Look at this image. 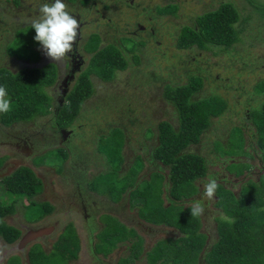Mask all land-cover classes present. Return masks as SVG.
Here are the masks:
<instances>
[{
  "label": "rangeland",
  "instance_id": "374dc122",
  "mask_svg": "<svg viewBox=\"0 0 264 264\" xmlns=\"http://www.w3.org/2000/svg\"><path fill=\"white\" fill-rule=\"evenodd\" d=\"M71 1L73 0H63V2L67 5V11L72 15L75 13L76 15L77 13H80L78 18L89 21V23H87L84 27H81L82 38L86 39V41H84L82 44V48L78 46V51L83 55L85 62L82 65V69H84V71L81 73L77 72L75 74V87L77 86L78 81L82 77L83 73H85V70L89 66L88 64L93 56L91 55L92 53H90L93 51L91 50V47L93 44H95L98 36L97 34L91 32H95L96 30H104L106 33L114 32L111 26L104 24L106 21L101 17V13H103L105 17H109L111 22L121 23L135 20L136 23L147 26V22H145L143 18L146 17V15L143 11H141V6L146 7L149 12H153L152 16H154L157 14V9L155 8L157 4L164 5L166 2L179 3V14L181 13L180 16L171 17L164 15L158 18L154 29L155 36L152 38L154 40H148V61L143 63L145 66L140 67V70L135 68V66H131L126 70L118 71V73L116 72L115 74L116 76L110 81H102L91 74L90 78H92L94 90L91 94V97H88L85 103L82 105L80 113L82 112L83 115L81 113L80 118L85 120L83 121L84 123H90L91 125L102 123L103 125H100L99 129L95 128V132H98L95 133V136H98L99 138V133H101V135L104 134L106 136L105 138L111 142L110 147L116 146V139L118 140V138L121 136L124 138L121 126H123L124 129L129 130V133L133 134V136L134 133L138 134L139 131H135V129L138 128L141 130V133L139 134L140 137L137 136L139 137L137 138L139 145L144 142L143 147L147 151L151 150L154 152L157 141L151 140L154 137L152 130L150 128L145 129L144 127L151 125L157 132L156 127L158 122L164 119L170 121L174 127L178 125L177 111L163 96L165 84H184L188 82L190 77L194 76V73L199 72H201V74L204 76H208V78L205 80L206 85L213 82L212 80L214 77H216L214 80L216 84L211 85L210 88L213 89L208 90V94H203L205 91H207L206 87L200 93L195 94L201 95L204 98H209L212 96L221 97L220 99L225 100L226 104L228 105V109L223 114L221 113L218 116V123L213 124L212 127L201 133V135L206 136V138L213 134H217V136L221 138L212 140L211 137H209L206 139L208 145L210 146L212 155L215 156L212 159V163L218 158L227 159L224 163L228 162L225 171H221L220 173V177H222L221 180L218 179V161H216L215 164H211L212 172L215 174V176L213 175L211 177L217 180L219 185L217 192H219L222 188H224L223 190H227V186L231 187L232 177L230 179V176L226 175V172L235 174L236 178L238 179L237 182L241 183L242 190L245 189V195H248L249 197V184H251L252 181L257 182V180H259L258 178L260 173L263 175L261 179L264 180V165L262 160V158L264 159V130L258 129V124L263 117V106L258 108V104L264 100V17L255 19L260 14L259 12L254 11L252 6L246 0H230L233 1L235 5L241 10L243 16H249L250 14V20L248 19L247 22L243 24L244 28L242 31L236 32L238 41L236 42L232 52L225 53L219 52L218 50V52L213 53L209 49H197L195 46L187 49H178L174 37L176 36V33L179 31V28L182 24L185 22L189 24H195L194 17L197 14L216 8L218 0H133L137 6L132 9L128 8L126 5H123L120 0H93L94 4L89 3L88 6L86 5L83 8L78 5L77 0L70 3ZM112 1H117L118 3H112ZM258 1L264 3V0ZM2 2L8 3L9 1L0 0V18L5 16V13L9 11ZM50 2L51 0H22V7L11 10L9 13L12 16V20L8 18V20L4 21L5 24L7 22L9 24V20L14 21V23L21 24L18 26V28L14 26L15 29L17 28V34L15 35L14 40L8 44L9 49H13L17 55L30 58L36 57L35 47L39 42L34 40L35 30L31 28V24L27 21L38 16L39 7L43 3ZM104 4L118 8L113 11H108L104 9ZM78 8L84 10L78 11ZM129 14L133 15L129 16ZM126 15L127 17H125ZM96 22L103 24L100 25V27H96ZM240 22L241 18H239L237 23ZM168 23L170 25H168ZM160 26L162 28H160ZM164 26L167 27L164 28ZM236 26H238V24H236ZM88 34L89 39L87 40ZM100 38L101 40L99 39L97 42H99V47H103L101 45L106 44V42H108V38L104 35ZM86 43L87 45H85ZM48 60L52 59L46 56V61ZM195 65L198 66L196 67ZM52 67H54L56 70L55 64H53ZM143 74L145 76H143ZM218 78H221L225 81L220 82ZM258 79L259 81L257 82ZM227 85H229L231 89H226ZM55 88L56 86L54 85L50 90L48 89L49 100L47 104L53 102L52 97L56 94V91H54ZM110 103H112L111 105H114V108H110L111 114L108 116V107L102 106ZM100 107H102V112L106 113L107 116L101 114ZM51 109H54V107L52 106L50 110ZM125 109L126 115L123 117V121H125V123L120 122L122 121L120 120V117L115 118L114 116H111L117 112L120 114V112ZM224 119H226L228 123L230 122L229 125L226 123V121H223ZM38 120V122L33 121L26 124L25 126L20 125L18 127L19 134L16 135L18 137L15 136L10 138V140L17 141L19 145H22L20 141H25L27 145H32L35 143V137L41 133L43 135L44 130H47V127L50 126V124L56 120V118H54L50 113L49 117L46 119L41 118ZM117 122L119 123L117 124ZM113 125H115V127L112 128ZM107 126H109V128H107ZM222 127L224 129H222ZM239 128H242V130H239ZM143 133L144 137L142 136ZM63 134L69 135V133ZM133 136H130V138L133 139ZM214 136L216 135H213V137ZM225 136L227 138H225ZM140 139L142 142H140ZM145 139L150 141H145ZM56 140H61L58 133L56 134ZM201 141L202 140L200 139V142ZM55 143L56 142H45L41 147V144L37 145L36 149L38 152H31L29 157L33 155V160L35 162H43L44 165L52 166L54 163L58 162L59 158V155L56 153V146H53V144L57 145ZM198 145L199 144L197 143L190 144L188 146V150L192 152H198L201 155L204 154L205 151L202 148L197 149ZM256 157L260 159L259 163L254 162ZM244 158H247L248 160L245 161ZM230 159H233V161L229 162ZM157 162L160 161L157 160ZM141 163L142 161L140 159L136 160V164H134L132 167L126 168L124 173H128L131 169H140L139 165H141ZM110 164H112L111 161ZM215 165L217 166L216 168H214ZM112 166L116 167L117 165L112 164ZM163 167L164 168L162 172L167 174V167L165 165ZM248 168H250L249 171L247 170ZM138 174L139 172L134 175L129 174L130 177L136 176L133 178L134 183H137L138 181ZM57 176L61 180L64 178V174H59ZM115 176L116 174L114 173H101L99 176L95 177L96 179L93 181H91V179L88 180L87 187L90 189L97 188L98 190H102V182L112 183L115 181ZM156 178L157 177L153 179L152 186L154 188H159L161 185L158 184V180ZM195 181L199 183L198 179ZM16 182H18V180ZM3 185V183L0 184V200L3 199L2 204L5 203L4 199H6V196L8 195V192L5 190V188L1 187ZM237 188L238 187H235V190H237ZM253 189L255 190L258 188L253 186ZM53 194L58 197L65 195V193H59V190H56L55 193L53 192ZM188 197L189 196L185 195L184 193L181 195L180 199L184 200L185 198L188 199ZM189 198H194V200L183 202L185 207L191 206L195 201L201 202L204 206L205 210L200 219L202 222L201 230L203 233L207 234L206 244H210L217 238L214 225L218 216H225L224 211L222 208L221 210L218 209V207L215 205L216 202L214 204L216 199L215 196L213 199H208L204 195V187H201V192L198 189L195 194L193 193V197ZM67 199L68 197L66 196V200ZM74 199L75 198H69V202L72 203ZM77 204L78 205L76 208L81 209V204ZM59 205H63L61 211H65V205L61 202H59ZM110 206H113V204ZM90 207L91 203L89 206V211ZM173 207L177 206L174 205ZM97 209L101 211L102 209L107 208L102 203L100 206L94 207L90 212L92 213ZM213 209L219 211H215ZM214 216L217 217L214 219ZM102 219H106V216H104ZM64 221V218H62L59 220V223H63ZM164 235L166 236L168 234ZM134 237L139 239V237L136 235H134ZM133 243L137 244L136 242ZM51 246H53V244H48L47 246L44 245V247H47L46 252L51 250ZM169 250L172 249L169 248ZM15 252L17 253V251ZM132 253L134 256V252ZM23 254L24 253H19L21 260L23 264H28L26 256H23ZM184 254L185 252L181 254L179 260H177V263L183 262L182 260L187 259ZM136 255H139L137 251ZM11 256L12 257L9 261L10 263H20L18 256L15 254H12ZM124 261L126 260H123L122 263ZM162 261L166 262L167 259L165 260L163 258ZM142 262L143 263L141 264H145L144 260ZM166 264L173 263L168 260Z\"/></svg>",
  "mask_w": 264,
  "mask_h": 264
},
{
  "label": "trees",
  "instance_id": "16d2710c",
  "mask_svg": "<svg viewBox=\"0 0 264 264\" xmlns=\"http://www.w3.org/2000/svg\"><path fill=\"white\" fill-rule=\"evenodd\" d=\"M75 1V0H73ZM72 1V2H73ZM80 4L85 5L89 0H77ZM258 0H248L254 11L259 12V17H264V3ZM217 7L204 11L194 17L195 24L185 22L177 31L174 37L178 49H187L195 46L197 49H209L214 52H232L238 41L236 32L242 31L244 27L236 26L237 21L241 18L240 26L247 19L242 16L238 7L230 0H218ZM15 6L22 5L21 1L14 0ZM134 6L137 4L134 2ZM157 14L152 13L146 7L141 6V11L146 15L144 21L147 26L141 32L143 36L137 35L136 38L122 36L119 43L108 41L99 47L97 42L100 37L97 34L95 44L92 45V58L89 66L79 79L77 86L71 89L66 95L65 102L60 106L56 114V123L61 127L72 128L82 105L88 97L93 93V81L91 74L102 81H110L116 75V72L125 70L135 66H145L143 63L148 61V40H154L155 24L158 18L167 15L178 17L180 5L177 2H166L164 5L157 4L155 6ZM257 21V20H256ZM132 22V21H131ZM167 23V22H166ZM140 24V23H139ZM168 25H170L168 23ZM167 26H164V28ZM160 28H162L160 26ZM101 40V39H100ZM53 63L47 64L42 70H30L29 73L23 72L13 74L10 72H0V86L6 88L9 98L12 101V110L2 115L5 123L18 120L30 119L35 113L51 112L52 104H47L49 94L45 87L52 86L56 81V70L52 67ZM196 67L198 65H195ZM143 69V68H142ZM50 70V71H49ZM188 82L179 85L165 84L163 96L174 109L177 111L178 125L173 124L164 119L157 124L158 138L154 149L155 158L163 165L169 168V181L171 184V195L180 197L182 194L191 195L197 191L194 185L195 180L206 175V159L197 152L188 150L190 144H196L203 139L201 133L218 123V116L228 109V105L221 97L212 96L204 98L200 93L205 87L208 90L214 81L206 85L205 80L208 76L194 73ZM143 76H145L143 74ZM220 82H224L218 78ZM259 79L257 80V82ZM227 82V81H226ZM230 83V82H229ZM229 85L226 86L228 89ZM214 93V92H213ZM194 94V95H193ZM199 97V98H197ZM109 103V102H108ZM105 104L102 107L114 108V105ZM116 106V105H115ZM262 108V120L258 124V129L264 130V100L258 104V108ZM100 111L102 115L106 113ZM261 110V111H262ZM260 113V112H259ZM226 123L229 125L226 119ZM223 125V124H222ZM235 125V124H234ZM233 125V126H234ZM242 127V126H241ZM109 128V126H108ZM243 128V127H242ZM239 128V130H242ZM222 129H224L222 127ZM208 132V131H207ZM245 137V135H244ZM206 138V136H205ZM220 138V137H218ZM217 138V139H218ZM221 139V138H220ZM107 139H102L105 142ZM247 168V167H246ZM137 169H131L130 173L123 178L118 175L115 181L102 182V190L109 191L114 199L124 192L127 187H133L131 196H138L140 193L148 191L149 196L153 195V179L157 177L158 184L161 185L162 175L158 172L153 173L151 181L147 182L145 189L134 186L133 178L129 174H136ZM33 172L27 167L19 168L14 179L8 184V189L18 191L21 194L29 195L31 193L28 179L33 182ZM134 177V176H133ZM18 180V182H16ZM250 181V179H249ZM264 180L260 178V183L252 182L249 184V197L245 195L243 189L238 195L221 189L217 192L218 200L216 206L222 208L225 216L217 217V238L210 244H206V234L199 231L200 218L191 217L190 206L184 208L173 207L172 204L164 209L159 204L152 206V213L155 220H165L166 217L179 219L175 221V225L184 234L182 240H165L162 244H157L150 251L151 264H156L158 260H165L172 255L173 264H264ZM253 186L258 189H253ZM135 187V188H134ZM7 189V190H8ZM161 187H157L156 191L160 192ZM150 200V199H149ZM173 207V208H172ZM52 209V206L49 207ZM174 209V210H173ZM9 207H4L0 202V235L7 242H12L18 237V231L15 228L5 225L1 220V216L9 211ZM173 210V211H172ZM215 219V218H214ZM168 220V219H167ZM112 227L107 230L111 237L116 235L118 239L126 238L127 230L122 224L117 225L113 222ZM120 226V227H119ZM61 237H74V229L72 224H68L65 232ZM180 243V244H179ZM60 247V246H59ZM58 245L53 246L50 253H46L40 246L31 248L28 260L30 264H62L65 260L70 259L72 254L62 255ZM134 251L139 252L137 244H132ZM171 248L172 250H169ZM187 257L183 262L177 263L182 253ZM64 254V253H63ZM67 257V258H65ZM72 257V256H71ZM20 264V263H17ZM123 264V263H122ZM162 264H166L163 261Z\"/></svg>",
  "mask_w": 264,
  "mask_h": 264
},
{
  "label": "crops",
  "instance_id": "0c3cea01",
  "mask_svg": "<svg viewBox=\"0 0 264 264\" xmlns=\"http://www.w3.org/2000/svg\"><path fill=\"white\" fill-rule=\"evenodd\" d=\"M8 1V3H2L5 4V7L9 11L5 13V16H3L4 18H0V72H10L13 74H18L20 72L29 73L30 70L34 69L42 70L47 64H55L53 60L46 61V55L39 43L36 44L35 47V58L17 55L13 49H9L8 44L14 40L17 34V28L21 25L19 23H14V21H10L12 20V16L9 13L11 10L22 7V5L15 6L14 0ZM20 1L22 3V0ZM8 18L10 19L9 24L8 22L5 24L4 21L8 20ZM14 26L17 28L15 29ZM55 72L56 81L52 86L45 87L48 94V89L50 90L61 76V72L58 68H56ZM52 100L54 101L55 99L52 97ZM123 111L120 112V114L117 112L111 116L115 118L120 117V120H122L120 122L125 123L123 117L126 115V109ZM50 113L54 118L56 117L53 110ZM50 113H35L30 119L12 121L9 123L3 122L2 115L4 113H0V184L3 183L4 187H1L5 188L8 192L4 202L10 208L9 214L3 216V222L5 225L15 228L18 231V238H21V236L24 237L28 233L42 232V234L25 241V245L22 247L23 250L15 248L17 253L14 249L11 250V247H14L13 244H20L21 241L17 239L13 242H7L0 237V264H13L9 262L12 254L18 256L20 264H23L19 253H24L23 256H26L28 264H30L28 255L31 248L40 246L46 252L47 247H44V245L47 246L48 244L60 246L58 251H60L62 255L72 254V257L67 256L70 257V259H67V262L64 260L62 264H122L123 260H126L123 264H141L143 260L145 264H151L150 251L155 245L162 244L163 241L171 239L175 241L180 240L181 243V238L184 234L173 225V223L175 224V221H179V219L172 218L170 221V218L166 217L165 220H155L152 213V206H154V204H159L162 208L166 209L172 204V206L175 205L186 208L189 206L185 207L183 202L194 200V198H189L193 197V194L187 195L189 196L188 199L185 198L184 200L180 199L181 196L176 198L171 195V184L168 181L169 168L166 166L168 173L164 174L162 172L164 165L157 162L154 152L151 150L147 151L143 147L144 142H142L141 139L140 142H142V144L139 145L137 138L140 137V129L136 128L135 131L139 132L138 134L134 133L133 136V134L129 133V130L121 126L124 138L121 136L118 140L116 139V146L110 147L111 142L107 138V141L101 142V140L106 137L104 134L101 135V133H99V138L95 136V133H98L95 132V128L99 129L100 125L103 124L98 123L91 125L90 123H84L83 121L85 120L80 118L82 112H79L72 125V127H76L74 132H72V128L68 129L67 127H61L57 123L55 125L56 120H54L50 126L47 127V130L44 128L46 131L44 130L43 135L42 133H38L39 135L35 137V143L32 145H27L25 141L20 140L22 145H19L17 141L10 140V138L19 134L18 127L20 125L25 126L33 121L38 122V119H46L49 117ZM110 114L111 112H109L108 116H110ZM118 123L119 122H117V124ZM113 127H115V125H113L112 128ZM144 128H150L154 137L153 139H149L157 141L158 130L156 132L151 125ZM57 133L60 135L61 140H56ZM63 133H69V135ZM213 135L216 136L213 137ZM213 135H209L207 138L203 136L202 141L197 143L199 144L197 149L202 148L205 151L202 156L206 159L207 164L206 175L198 178L199 183H197V181L194 183L196 189H199L200 192L201 187H203L207 179L213 175L215 176L212 172L211 164H215L216 161H218V179L221 180L222 177H220V173L221 171H225L228 163H224L227 159L222 158H218L212 163V159L215 156L212 155L206 139L211 137L212 140H216L218 138L217 134ZM130 136H133V139L130 138ZM142 136L144 137V133ZM225 138L227 137L225 136ZM145 141L150 140L145 139ZM45 142H56L55 144H57H53V146H56V153L59 155V158L58 162L54 163L52 166L44 165L43 162H35L33 160V155L29 157L31 152H38L36 149L37 145L41 144V147ZM138 159H140L142 163L139 165L140 169L136 172H139V174L137 183L133 182L134 186L140 188L144 187L145 189V185L147 182L151 181L153 173L158 172L162 175L160 192H157L156 188L153 187V195L151 197L146 190L138 196H131L130 192L133 187H127L118 198L114 199L115 196L110 194L109 191L98 190L97 188L90 189L87 187L88 180L91 179V181H93L96 179L95 177L99 176L101 173H114L120 178H123L126 174L130 173L129 170V172L125 174L124 170L136 164V160ZM244 159L245 161L248 160L247 158ZM259 160L260 159L256 157L254 162L259 163ZM262 160L264 165V159L262 158ZM110 161L117 166L113 167ZM231 161H233V159L229 160V162ZM21 167H27L33 172L32 176L34 181L31 182L28 179V184H30L29 189L31 190L29 195L21 194V188L17 189L18 191L8 189V184L15 178L14 175L16 171ZM216 167L215 165L214 168ZM249 169L250 168L247 170L249 171ZM226 173V175L230 176V179L232 177L231 187L226 185L227 190L238 195L242 191L241 183L237 182L238 179L235 174ZM59 174H64L62 180L58 178L57 175ZM262 176L263 175L260 173L259 180H257V182H252L260 183V178ZM135 177L136 176L132 178ZM235 187H238L237 190H235ZM56 190H59V193H65V195L62 197L54 195L53 192L55 193ZM66 196L68 197L67 200ZM214 196L216 197L214 201L215 204L218 200L217 191ZM69 198L75 199L70 203ZM2 200L0 201L2 202ZM59 202L65 205V211H61L63 205H59ZM77 203L81 204V209L76 208L78 205ZM90 203V211H92L94 207L100 206L102 203L107 209H102L101 211L97 209L91 213L89 211ZM111 204H113V206H110ZM51 206L52 209L50 210L49 207ZM104 216H106V219H102ZM201 216H199L200 219ZM216 217L217 216H214L213 218ZM62 218H64L65 221L59 223V220ZM113 222L117 225L122 224L125 227L128 233L126 238L118 239L116 235H113V237L110 236V234L113 233L108 232L107 229L112 227V224H114ZM70 223L74 229V237L69 239L61 237L65 232L66 226ZM114 226L116 225L114 224ZM214 226L215 233L217 234V222H215ZM201 227L202 222L200 220L199 231L203 232ZM164 234L168 235L165 236ZM134 235L139 237V239L135 238ZM133 242L137 243L139 255H136V251H134L132 247ZM53 246H51V250H48L46 253H50L53 250ZM131 250L134 252V256ZM172 255L173 254L170 255L171 257L167 258V261L170 260L172 262ZM162 263L163 261L161 262V260H158L156 264Z\"/></svg>",
  "mask_w": 264,
  "mask_h": 264
},
{
  "label": "clouds",
  "instance_id": "9594fccd",
  "mask_svg": "<svg viewBox=\"0 0 264 264\" xmlns=\"http://www.w3.org/2000/svg\"><path fill=\"white\" fill-rule=\"evenodd\" d=\"M246 1L248 2V0ZM89 2L90 1H88L87 3L89 4ZM248 3L250 4V2ZM239 11L241 13L240 9ZM38 12L39 14L36 18L27 21L28 23L31 24V28L35 30L34 40L39 42L44 54L47 57L51 58L54 62H61L68 55V53L73 51L74 44L77 41L78 32L80 29V21H78L76 16L72 15L70 12L67 11V5L63 2V0H51L50 3H43L39 7ZM244 16L247 17V15ZM238 26L243 27V25L240 26L239 24ZM83 71L84 69H82L81 72ZM74 82L76 83V80H74L69 84L67 94L74 87L73 86ZM228 89H231V87L229 86ZM65 98L66 97H64L62 100V105L65 102ZM11 110H12V101L8 97L6 88L0 86V113L7 114ZM203 187H204V195L208 199H213L219 185L215 178L209 177L207 181L204 183ZM2 205L6 208L8 207L7 204L5 203H3ZM219 209L221 210V208ZM190 210H191V217H199L203 215L205 209L201 202L195 201L190 206ZM6 214H9V211H7L5 214L1 216L2 221H3V216ZM0 237L2 236L0 235ZM17 239L19 241L20 237L19 238L17 237ZM17 239H15L14 241H16ZM18 245L19 244H15V245L13 244L14 247H11V250L14 249V251H16L15 248H17L18 250H23V248L19 247Z\"/></svg>",
  "mask_w": 264,
  "mask_h": 264
},
{
  "label": "flooded vegetation",
  "instance_id": "af4514ba",
  "mask_svg": "<svg viewBox=\"0 0 264 264\" xmlns=\"http://www.w3.org/2000/svg\"><path fill=\"white\" fill-rule=\"evenodd\" d=\"M89 1H90L89 3L94 4L93 0H89ZM120 1L123 5L128 6V8H130V9L135 8L133 0H120ZM77 2L81 8L85 7L86 5L88 6V3H86L83 6L82 4H80L79 1H77ZM70 3H72V2H70ZM112 3H118V2L112 1ZM117 8L118 7L104 4V9H106L108 11H113ZM78 9H79L78 11L84 10V9H80V8H78ZM73 15L76 16L78 21H80V29L78 32L77 41L74 44L73 51L68 53V55L65 57L66 60L64 58V60L61 62H55L56 68H58V70H60V72H61V76L59 77L58 81L55 83L56 88L54 89V91H56V94L53 95V99H55V100L52 102V104L54 105V109H52V110L54 112H56V110L62 105V100L67 95V90H68L69 84L71 82H73L74 80H76L75 74L77 72L82 71V65L85 62L83 55L80 54V52L78 51V46H80V48H82V44L84 43V41H86V39L82 38L81 27H84L87 23H89V21L81 20L80 18H78L80 16V13H77V15L75 13ZM100 15L103 18V20H105L106 22L108 21L107 23L104 22V24L111 26L113 31H114L112 33H106L104 30H96L95 31L99 35V37H102L103 35L106 36L108 38L107 41H114L115 43H119V41H120L119 39L122 36H129L132 38H136L137 35H143L144 34L141 31H143L145 29V27L139 23H136L135 20H133L132 22L115 23V22H111V19L109 17H105V15L103 13H101ZM132 15L133 14H129V16H132ZM125 17H127V15ZM102 24L99 22L95 23L96 27H100V25H102ZM88 39H89V34L87 35V40ZM85 45H87V43Z\"/></svg>",
  "mask_w": 264,
  "mask_h": 264
},
{
  "label": "water",
  "instance_id": "95a60500",
  "mask_svg": "<svg viewBox=\"0 0 264 264\" xmlns=\"http://www.w3.org/2000/svg\"><path fill=\"white\" fill-rule=\"evenodd\" d=\"M40 234H42V232L41 231H39V232H32V233H28L26 236H24V237H22L21 236V238H20V240L19 241H21L20 242V244L18 245L19 247H23L25 244V241H27V240H29V239H31V238H33V237H35V236H37V235H40Z\"/></svg>",
  "mask_w": 264,
  "mask_h": 264
}]
</instances>
